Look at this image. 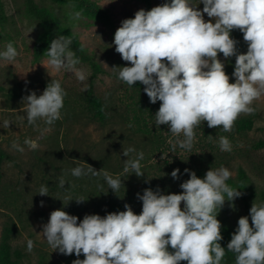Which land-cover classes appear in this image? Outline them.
<instances>
[{"label": "clouds", "instance_id": "obj_1", "mask_svg": "<svg viewBox=\"0 0 264 264\" xmlns=\"http://www.w3.org/2000/svg\"><path fill=\"white\" fill-rule=\"evenodd\" d=\"M203 9L197 10L191 0H170L151 10H138L134 18L122 21L114 34L115 51L131 66L118 68V79L129 86L137 82L144 85V92L151 103L160 101L155 114L156 125H167L169 130L183 140L177 141L182 149L191 150L194 129L203 121L209 128L221 127L231 131L240 114H252L253 101L264 94V0H199ZM204 14L210 19L205 21ZM82 11L74 14L80 19ZM239 30L247 43V52L238 53V41L231 37ZM72 41L66 36L52 40L46 51L48 65L55 71L73 72L81 82L87 79L75 52ZM235 57L232 76L225 72L224 63L218 58ZM18 56L12 42L0 52V58L14 61ZM66 93L59 81H52L39 96L33 91L23 98L26 102L27 121L34 125L38 119L51 126L61 119ZM10 122L4 121V127ZM30 149L38 143L26 139ZM221 151H231V142L220 137ZM13 148H23L13 143ZM134 149L122 154L127 157ZM125 162L124 172L144 176L140 161ZM189 179L180 187V194H163L159 189L147 188L143 195L142 212L137 215L125 204V210L78 217L57 209L50 213L42 225L44 239L59 253L79 257L73 264H221L225 248L221 246V223L217 209L225 201H234L241 192L226 181L232 173L226 167L210 169L203 179L194 171L184 170ZM91 173L99 175L87 164V169L71 170L75 177ZM179 169L171 173L179 178ZM109 188L115 193L122 181L104 172ZM65 186L63 177L59 187ZM39 195L47 196L48 188L41 186ZM225 196L227 199H225ZM78 204L85 199H76ZM183 202V208L181 204ZM43 206V201H41ZM249 217H241L232 234L227 250L236 254V264H264V204H252ZM169 246L171 251L169 250ZM34 242L27 241L32 251Z\"/></svg>", "mask_w": 264, "mask_h": 264}, {"label": "rangeland", "instance_id": "obj_2", "mask_svg": "<svg viewBox=\"0 0 264 264\" xmlns=\"http://www.w3.org/2000/svg\"><path fill=\"white\" fill-rule=\"evenodd\" d=\"M165 2L170 0H35L38 9L47 11L62 32L77 36L89 60L104 71L94 78L95 91L116 109L112 121L100 126L75 117L91 79L89 64L76 65L87 76L83 82L71 71L53 70L46 54L51 41L43 25L28 15L25 0H0V52L9 42L18 52L14 61L0 58V149L7 154L0 162V246L5 226L14 224L16 233L11 245L22 251L21 264H73L74 260L85 258L83 254H61L44 239L40 232L52 211L64 210L78 217L79 223L85 215L104 217L112 213L107 204L116 201L123 207L129 205L139 215L142 201L137 193L143 195L149 185H156L163 194H180V185L189 175L184 170L193 171L209 162L213 170L229 169V179L234 181L240 168L250 178L249 191L234 188L241 196L231 202L226 200L217 209L230 240L239 218L247 216L251 224L252 204H264V147H257L264 142V94L251 105L258 112L253 129L236 146L231 145V151H221L219 139L211 133L214 128H209L206 121L194 129L192 148L186 150L177 143L184 139L182 133L177 136L167 125H156L155 114L161 102L151 112L142 111L139 94L118 79V68H112L131 66L115 51L113 43L122 21L134 18L140 9L151 10ZM191 2L202 11L199 0ZM92 8L104 13L96 15ZM77 11H82L80 19L74 18ZM204 19L210 18L204 14ZM231 37L238 41V53H246L248 45L243 36L233 30ZM218 58L223 63L235 62L234 56L225 59L222 53ZM52 81H59L66 93L61 119L51 126L41 119L29 124L23 98L33 91L41 95ZM229 82L234 83L235 77L231 76ZM6 120L9 127H4ZM26 139L36 141L39 147L30 149L24 143ZM14 142L23 152L13 148ZM129 148L134 151L123 156ZM140 152L144 154L140 161L144 176L125 173L126 160L136 159ZM87 164L100 174H71L76 167L86 170ZM174 169L180 170L178 179L171 176ZM104 172L122 181L115 193L106 183ZM61 177L65 180L63 188L59 187ZM41 186L48 188L47 196L39 195ZM81 198L85 201L78 204L75 200ZM28 240L34 242L31 252L27 250Z\"/></svg>", "mask_w": 264, "mask_h": 264}, {"label": "trees", "instance_id": "obj_3", "mask_svg": "<svg viewBox=\"0 0 264 264\" xmlns=\"http://www.w3.org/2000/svg\"><path fill=\"white\" fill-rule=\"evenodd\" d=\"M25 4L28 15L33 19H36L43 25L51 42L52 40L56 39L59 36H66L70 38L72 41L70 45V49L73 52H75L76 57L79 58L80 62L87 63L90 66V69L92 71L91 79L84 95L82 96L81 101L78 104L79 113L75 117H77V119L80 120L85 119L87 120L88 123H95L100 126H107L112 121L114 117L113 112L115 111L116 108L112 106L111 102L105 100L96 93L95 84H94L95 83L94 78L99 74L103 73L104 71L98 65L94 64L89 60V58L85 54V50L78 41L77 36L74 34H68L62 32L59 29L54 18L47 11L38 9L35 0H25ZM78 5L82 6L83 4L80 3ZM92 10L96 15L97 14L100 15L104 13L98 10L97 8H92ZM236 32L240 37L243 36V34L239 30H236ZM224 65H225L226 74L229 75V77H231L234 71L235 62L228 61L225 62ZM124 84L127 85L125 82ZM127 86L134 89L139 94V97L142 100L140 102L142 111L146 110L151 112L153 111V108L156 109L159 101H157L155 104L150 102L149 97L144 92V87H145L144 85L137 82L133 86H129V85ZM66 104L69 105L68 103ZM257 117H258V112L255 109V111L252 114H248L246 116H239L234 122L231 131L226 132L223 130L221 126L214 128L211 131V133L215 135L217 139H220V137L222 136L227 137L231 142V145L235 144L236 146L238 144L239 139L246 136V134L253 129ZM257 147L258 148L264 147V142L258 143ZM6 157L7 154L0 149V162H2ZM210 169H213V166L209 162L207 166L206 165L201 166L199 168L194 169L193 171L196 173L197 177L203 179L205 177L206 172ZM189 178L190 177L188 175L187 179ZM227 184L232 188H238L242 191H249L251 187L250 178L243 168L239 169L236 181L232 179H228ZM148 188H151L154 191L159 189L156 185H149ZM107 208L112 213L124 211L123 205L116 201L109 202L107 204ZM217 219L221 223V235L223 237V239L220 241V244L222 247L225 248V255L221 261V264H236V254L227 250V245L230 242L227 230L223 225V223L221 222V220L219 219L218 215H217ZM15 233H16V226L14 224L9 223L5 226L2 235L1 246H0V264L22 263V259H23L22 251L20 249H13L11 245V241L15 236ZM181 264H186V262H181Z\"/></svg>", "mask_w": 264, "mask_h": 264}]
</instances>
